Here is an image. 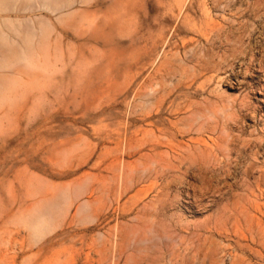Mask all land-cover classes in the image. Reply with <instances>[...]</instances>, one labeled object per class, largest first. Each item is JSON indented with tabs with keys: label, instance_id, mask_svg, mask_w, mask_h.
<instances>
[{
	"label": "rangeland",
	"instance_id": "1",
	"mask_svg": "<svg viewBox=\"0 0 264 264\" xmlns=\"http://www.w3.org/2000/svg\"><path fill=\"white\" fill-rule=\"evenodd\" d=\"M0 264H264V0H0Z\"/></svg>",
	"mask_w": 264,
	"mask_h": 264
}]
</instances>
